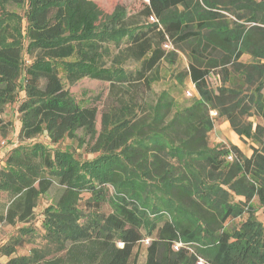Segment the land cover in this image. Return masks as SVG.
I'll list each match as a JSON object with an SVG mask.
<instances>
[{
  "label": "trees",
  "instance_id": "obj_1",
  "mask_svg": "<svg viewBox=\"0 0 264 264\" xmlns=\"http://www.w3.org/2000/svg\"><path fill=\"white\" fill-rule=\"evenodd\" d=\"M179 7L189 18L175 15ZM224 12L233 18L224 21ZM177 50L187 52L199 94L188 105L168 90L148 98L159 64ZM216 69L221 84L213 88ZM236 74L257 81L251 93ZM86 77L112 85L99 134L97 107L67 88ZM263 89L264 0H142L132 14L122 4L106 13L96 0H0V112L17 102L21 123V143L0 168V224L17 226L0 245V264H131L145 237V264H264V224L253 204L264 206ZM211 110L251 140V156L209 144ZM254 114L263 122L246 118ZM79 131L94 157L59 147L66 138L84 142ZM44 134L48 144L34 140ZM181 183L198 196L197 237L185 227ZM54 186L60 193L36 225L35 210ZM244 214L239 226L229 224Z\"/></svg>",
  "mask_w": 264,
  "mask_h": 264
},
{
  "label": "rangeland",
  "instance_id": "obj_2",
  "mask_svg": "<svg viewBox=\"0 0 264 264\" xmlns=\"http://www.w3.org/2000/svg\"><path fill=\"white\" fill-rule=\"evenodd\" d=\"M99 6L106 12H112L116 5L122 4L126 7L128 14H132L142 8V0H96ZM10 11L17 12L19 14L24 13V9L20 5H12L9 7ZM225 17H222L224 21H229L232 19V15L227 12ZM177 16H183L186 19L189 18L187 10L183 7H179L175 12ZM167 50H172V47H166ZM170 60H163L159 64V79L153 83L151 91L148 93V98H156L159 93L163 90H168L171 97L175 100L178 105H188L194 101V99L199 97L198 91L193 83V81L188 76L189 70V58L187 52L182 50H177L175 56H171ZM243 62H251L252 57L249 54H244L241 59ZM130 68H135L136 64L134 62L129 63ZM221 73L220 69L213 70L208 77V81L211 87L216 88L221 84ZM235 80L243 84L244 93H251V90L254 89L257 84L247 83L246 81H238V75H234ZM228 84V83H227ZM67 88L71 92L72 96L80 102L82 105L95 106L98 109V115L96 120V128L99 132L101 131V118L102 113L105 111L109 105L112 104L113 95H112V85L108 81H102L92 78H83L80 81L76 82L73 85H68ZM264 92V89H263ZM21 93V97H23ZM20 97V98H21ZM18 103H14L6 107L4 112H0V118L3 122H0V168L4 165L5 159L8 153L13 147L21 143L19 138L20 130V120L19 113L17 112ZM216 112V114H214ZM210 115L213 118V129L209 132L208 142L211 146L219 145L224 143L226 145L235 144L237 145L247 156H251L253 150L251 148V140L240 137L233 129L226 117H221L218 115L216 110H211ZM246 118L252 122L262 123V119L257 115L246 116ZM11 121L13 125L8 128V131L5 133L1 129V124ZM78 135L84 139L82 142L80 139H64L59 147L62 149L71 150L75 156L83 159L92 158L96 153L89 151V146L91 140L89 137H85L82 131L78 132ZM34 140L43 141L49 143V138L44 134L40 135ZM27 142H31L30 140ZM26 142V143H27ZM112 192V188H110ZM179 192L182 196V199L188 204L190 212H187L185 227L194 234V237L200 236L202 234V218L200 214V207L197 203L198 196L195 194L193 189L188 183H181L179 185ZM60 193V187L54 186L49 194L42 197L38 207L35 210V217L33 222L36 225H40V220L42 219L43 208L54 201ZM255 206V215L256 217L264 224V206L260 204L257 198L253 200ZM108 206L106 210H108ZM247 218V215L244 214L242 217H237L229 222L232 226H239L242 221ZM17 226H11L6 224H0V245L5 243L10 236L16 233ZM151 238L145 237L139 243L136 244L131 264H145L147 257V247L150 243ZM39 244L36 243H27L23 247L18 249V253H27L30 248L35 247ZM182 245L181 242H178L175 248ZM6 259V257H1V260Z\"/></svg>",
  "mask_w": 264,
  "mask_h": 264
},
{
  "label": "built area",
  "instance_id": "obj_3",
  "mask_svg": "<svg viewBox=\"0 0 264 264\" xmlns=\"http://www.w3.org/2000/svg\"><path fill=\"white\" fill-rule=\"evenodd\" d=\"M144 1H149V0H144ZM150 21H152V22H154V21H157V19H155L154 17H150ZM167 47H169L170 45H166ZM29 61H27V63H28ZM214 114H216V112H214ZM229 159H232V156H229L228 157ZM1 256H0V263H1ZM199 264H203V259H200L199 260Z\"/></svg>",
  "mask_w": 264,
  "mask_h": 264
},
{
  "label": "crops",
  "instance_id": "obj_4",
  "mask_svg": "<svg viewBox=\"0 0 264 264\" xmlns=\"http://www.w3.org/2000/svg\"><path fill=\"white\" fill-rule=\"evenodd\" d=\"M2 261H4V260L2 259Z\"/></svg>",
  "mask_w": 264,
  "mask_h": 264
}]
</instances>
